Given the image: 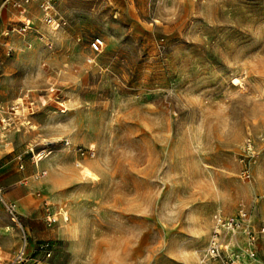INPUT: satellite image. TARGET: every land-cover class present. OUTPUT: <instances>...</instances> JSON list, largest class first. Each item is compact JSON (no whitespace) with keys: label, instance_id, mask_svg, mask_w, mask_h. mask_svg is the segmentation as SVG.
Listing matches in <instances>:
<instances>
[{"label":"rangeland","instance_id":"rangeland-1","mask_svg":"<svg viewBox=\"0 0 264 264\" xmlns=\"http://www.w3.org/2000/svg\"><path fill=\"white\" fill-rule=\"evenodd\" d=\"M0 5V185L38 264H196L240 208L254 253L235 231L229 255L264 264V0H55L52 28ZM8 225L0 202V264Z\"/></svg>","mask_w":264,"mask_h":264},{"label":"built area","instance_id":"built-area-1","mask_svg":"<svg viewBox=\"0 0 264 264\" xmlns=\"http://www.w3.org/2000/svg\"><path fill=\"white\" fill-rule=\"evenodd\" d=\"M34 1H38L40 3L42 10V19L44 23L48 26H58L59 22L57 21V11L55 8V0H3V3H10L12 6L17 7L23 11V7L21 4H28ZM2 5H0V14H1ZM31 28L29 24H22L18 26V28L14 29L19 34H24L27 30ZM103 39L101 37H94L89 41V48L94 53H99L103 48ZM66 142L65 144H67ZM80 155L84 154V151L78 147L75 148ZM45 149L37 151L35 155H33V162L37 164V161L45 155V153L36 156L40 152H44ZM38 157V158H35ZM20 159V156H17ZM21 168L22 165L19 164ZM46 170H41L39 175H45ZM245 177H248V174L242 173ZM0 202L3 205L4 212L7 214L11 227L16 228L20 233V244L14 251L12 257L8 259V261L4 264H38V259H35L31 256L30 253V245L28 239V230L24 226V223L21 222L19 215L16 211V206L14 202L7 200L4 197V191L2 186L0 185ZM44 209H45V221L47 224H53L57 221L56 214L51 209L50 203L43 201ZM213 226L207 240V243L204 247L203 252L197 259L196 264H239L240 259L237 254H232L231 256V248L229 249V244L226 242V234L234 233L235 231H241L244 233L247 239V247L246 252L250 256L253 255V250L251 248V243L254 239V230L251 229L248 218H246V211L240 208L235 215L223 216L219 212H216L213 215ZM263 230H257L258 233H262ZM33 252H40L46 258L50 257L52 248L49 242H37L34 245L32 250Z\"/></svg>","mask_w":264,"mask_h":264},{"label":"crops","instance_id":"crops-1","mask_svg":"<svg viewBox=\"0 0 264 264\" xmlns=\"http://www.w3.org/2000/svg\"><path fill=\"white\" fill-rule=\"evenodd\" d=\"M18 166H19V164H18ZM19 184H20V185H24L25 182H23V180H21V181L19 182ZM18 200H21L22 203H23V205H24V206L20 207L21 209H23V210H29V209H30V207H31V203H29L28 200H27L26 198L24 199V198H22V197H18V198L15 199V201H18ZM15 201H14V202H15Z\"/></svg>","mask_w":264,"mask_h":264},{"label":"bare ground","instance_id":"bare-ground-1","mask_svg":"<svg viewBox=\"0 0 264 264\" xmlns=\"http://www.w3.org/2000/svg\"><path fill=\"white\" fill-rule=\"evenodd\" d=\"M28 8H29V7H28ZM43 153H45V152H40V153H38L36 156L41 155V154H43ZM41 159H44V158H41Z\"/></svg>","mask_w":264,"mask_h":264}]
</instances>
